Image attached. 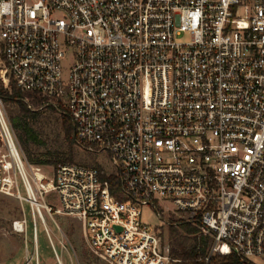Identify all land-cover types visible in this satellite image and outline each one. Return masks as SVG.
I'll return each instance as SVG.
<instances>
[{"label":"built area","instance_id":"obj_1","mask_svg":"<svg viewBox=\"0 0 264 264\" xmlns=\"http://www.w3.org/2000/svg\"><path fill=\"white\" fill-rule=\"evenodd\" d=\"M0 52L3 88L68 116L75 145L115 169L44 174L0 95V194L27 203L49 237L47 218H75L107 264H180L161 227L185 222L212 238L205 264L264 259V0H0ZM143 206L161 226L142 222ZM12 228L27 234L25 214Z\"/></svg>","mask_w":264,"mask_h":264},{"label":"rangeland","instance_id":"obj_2","mask_svg":"<svg viewBox=\"0 0 264 264\" xmlns=\"http://www.w3.org/2000/svg\"><path fill=\"white\" fill-rule=\"evenodd\" d=\"M73 52L68 51L61 62L62 75L67 79L69 69L73 63ZM2 63V56L0 52V65ZM3 113L7 120L8 115L6 106L3 101ZM15 137L17 136L14 131ZM17 139V137H16ZM18 144L19 141L17 140ZM20 145V144H19ZM21 148V146H20ZM34 152L40 155L43 149L34 147ZM21 151L27 161L24 150ZM75 162L83 165H99L108 172L114 171L108 156L105 152L90 153L75 146ZM30 164V163H29ZM32 165V164H31ZM37 166V165H33ZM57 165L39 166L42 172L51 176L53 168ZM20 192L25 195V188L20 183ZM157 208L160 206L168 209V213H163V219L170 217H177L172 214L173 207L165 205L161 200H155ZM142 222L146 223L150 228H157L161 226L162 220L157 216V212L150 206H143L141 208ZM26 216L28 221L27 234H20L13 230L12 225L15 220ZM46 228L37 218L34 225L33 214L30 206L12 196L0 194V264H107L105 261L94 256L88 249V246L83 238L80 222L75 218H68L63 216H56L54 220L47 218ZM60 228L63 237L56 227ZM36 228L37 238L34 237V229ZM169 227L164 225L161 227V233L165 240H168ZM254 264H264V259L252 258Z\"/></svg>","mask_w":264,"mask_h":264},{"label":"trees","instance_id":"obj_3","mask_svg":"<svg viewBox=\"0 0 264 264\" xmlns=\"http://www.w3.org/2000/svg\"><path fill=\"white\" fill-rule=\"evenodd\" d=\"M0 95L6 106V112L17 140L32 165H58L74 164L75 152V126L71 119L59 115L54 110L46 109L34 111L28 108L24 101L27 94L21 92L13 82L8 89L3 88L0 82ZM40 100L35 99L34 105ZM34 147L43 149L40 155L34 152ZM78 164V163H77ZM83 165V164H80ZM96 167L102 177L106 171L101 166ZM112 183L115 178L111 177ZM168 243L172 257L179 259L180 264H205L212 238L198 235L196 227L182 222L176 227L168 229ZM209 264H252L241 261L236 255H213Z\"/></svg>","mask_w":264,"mask_h":264}]
</instances>
